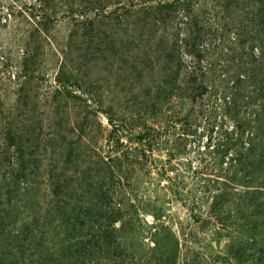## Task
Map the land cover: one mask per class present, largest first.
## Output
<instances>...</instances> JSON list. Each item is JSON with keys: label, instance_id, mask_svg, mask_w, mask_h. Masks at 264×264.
<instances>
[{"label": "rangeland", "instance_id": "1", "mask_svg": "<svg viewBox=\"0 0 264 264\" xmlns=\"http://www.w3.org/2000/svg\"><path fill=\"white\" fill-rule=\"evenodd\" d=\"M0 264H264V0H0Z\"/></svg>", "mask_w": 264, "mask_h": 264}, {"label": "trees", "instance_id": "2", "mask_svg": "<svg viewBox=\"0 0 264 264\" xmlns=\"http://www.w3.org/2000/svg\"><path fill=\"white\" fill-rule=\"evenodd\" d=\"M238 150H239V149H237V151H238ZM239 152H240V150H239ZM240 153H241V152H240ZM235 154L238 155L237 153H235ZM237 157H238V156H237ZM237 157H236V158H237ZM236 158H235V160H236Z\"/></svg>", "mask_w": 264, "mask_h": 264}]
</instances>
